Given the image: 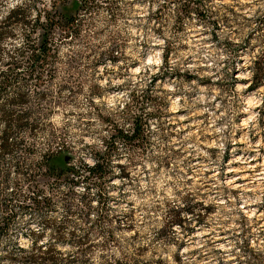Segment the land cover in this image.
<instances>
[{"label":"rangeland","instance_id":"1","mask_svg":"<svg viewBox=\"0 0 264 264\" xmlns=\"http://www.w3.org/2000/svg\"><path fill=\"white\" fill-rule=\"evenodd\" d=\"M81 2L0 0V18L19 5L58 22L60 54L52 78H29L15 49L33 24L5 44L21 67L0 63L20 74L0 77V104L21 91L10 108L36 127L13 126L26 142L0 155V199L22 194L0 264H22L10 255L33 240L56 244L54 264H264V84L251 87L264 0ZM12 120L0 112V136ZM146 120L141 141L117 136ZM49 151L77 165L111 159L102 192L92 178L54 177ZM32 191L46 206L20 208Z\"/></svg>","mask_w":264,"mask_h":264},{"label":"trees","instance_id":"2","mask_svg":"<svg viewBox=\"0 0 264 264\" xmlns=\"http://www.w3.org/2000/svg\"><path fill=\"white\" fill-rule=\"evenodd\" d=\"M85 1V0H84ZM82 5L81 0H72V7L76 10L79 9ZM64 11L65 7H63ZM63 19L72 20V16H67L65 13L60 14ZM34 22V23H31ZM29 24H33L32 29L23 37V44L20 46H16L15 52L18 56H24L26 54L29 55V64L25 66L24 71L25 76L29 78H42L44 76L53 77L51 70H48L47 67L55 61L56 58L60 56L59 49L57 45V39L53 35V29L58 24L54 19H51L48 15L44 17L42 13L39 12L35 19L30 18L22 9V6H13L9 9L8 14L2 16L0 18V63L2 65H8L9 67H13L14 69L20 68V64L15 59L16 55L10 54L6 52V46L8 42L14 39L16 36V26H26ZM29 51V52H28ZM254 72V81L251 84V87L258 88L263 85L264 78V68H255L253 67ZM47 72V74H45ZM20 74H14L13 72L8 73L5 70L0 71V77L2 78V83L7 86L12 82V79H16ZM2 90V89H1ZM3 92V90H2ZM1 92V93H2ZM25 98V94L21 91L14 92L10 97L5 98V102L0 104V112L2 113L4 118L13 119L15 118L16 123L12 121L7 122L8 126L5 127L1 136H0V155L1 153L9 150L13 145H22L25 144L26 140L24 138L11 139L12 127L17 126L21 127L29 124L30 129L36 127V124H32L28 118L29 112L23 111L19 113H15L14 109H11L10 106L21 103ZM26 120V123H23V120ZM135 123L131 131L124 132L123 130L118 132L120 138L124 140H136L141 141L142 138H145V130L149 127V122L146 120L145 122ZM112 138H115L113 135ZM62 151L58 152H48L45 154L44 158L47 170L52 173V175L56 178L62 177H72V181L75 178L77 179H90L99 187V190L102 192L103 183L106 179H109L108 171H110V160H95L94 164H89L87 162L81 161L79 165L71 163L70 160H67ZM109 169V170H108ZM33 195H29L26 197V200L20 203V208L30 207L33 205L34 208H41L46 206L47 198H39L36 195L35 191H32ZM10 198L5 199L2 202L0 199V204L5 205V214L1 215V223H0V235L5 233L9 227V223L7 222L8 218L15 217L16 212L11 207L13 199H17L21 197V193L19 191H14L9 194ZM27 198L31 201V204L28 203ZM19 199V198H18ZM178 222V221H177ZM181 224V220L178 222ZM58 235V234H57ZM69 235L72 237L74 233L70 232ZM59 239L62 236H58ZM82 243V242H81ZM56 244H49L46 249L43 250V247L38 244V241L33 240L31 248H25L23 246H17L16 251L10 255L12 260H17L22 264H54L59 257H63V252L56 248ZM126 263H127V259ZM123 259L119 260H111L108 264H122Z\"/></svg>","mask_w":264,"mask_h":264},{"label":"water","instance_id":"3","mask_svg":"<svg viewBox=\"0 0 264 264\" xmlns=\"http://www.w3.org/2000/svg\"><path fill=\"white\" fill-rule=\"evenodd\" d=\"M68 160V159H67Z\"/></svg>","mask_w":264,"mask_h":264}]
</instances>
